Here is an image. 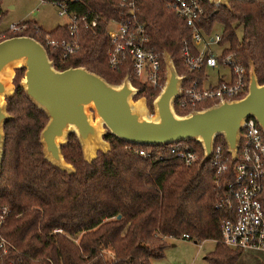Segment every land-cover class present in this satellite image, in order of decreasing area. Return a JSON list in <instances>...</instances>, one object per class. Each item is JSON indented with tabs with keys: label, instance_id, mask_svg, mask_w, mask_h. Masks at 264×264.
<instances>
[{
	"label": "trees",
	"instance_id": "trees-1",
	"mask_svg": "<svg viewBox=\"0 0 264 264\" xmlns=\"http://www.w3.org/2000/svg\"><path fill=\"white\" fill-rule=\"evenodd\" d=\"M198 1L202 32L209 35L214 25L220 27V56L232 54L244 68L246 83L250 61L257 83H263V0H229L228 7ZM67 8L78 13L95 11L100 19L95 29L77 26L73 37L77 49L63 63L58 60L59 50L45 44L44 35L69 40L65 23L45 31L33 20H24L21 31L4 32L0 40L17 35L36 40L57 70L84 67L107 83H118L127 75L137 89L132 98L144 96L150 107L157 89L140 83L127 60L115 70L106 62V22L118 16L115 0H83ZM134 13L145 30V47L159 59L160 82L164 78L161 54L166 51L177 74L184 77L181 89L192 80L201 84L203 69L188 71L183 64L182 41L190 44L184 21L161 0H134ZM22 72L23 68L15 69L13 94L5 99L10 117L2 124L0 209L6 207L7 213L0 224V264H151L163 256L165 238L195 244L213 241L203 259L209 264L236 263L241 250L229 249L219 241V223L230 214L214 207L221 192L214 188L208 161L200 163L202 150L197 141H179L197 155L186 167L165 146L132 144L105 133L102 138L109 149L97 151L86 162L75 136L69 134L60 145L64 161L74 168L67 174L42 156L38 134L47 118L18 86ZM176 103L177 98L172 103L176 114L189 111ZM216 145L226 154L220 135L214 137ZM137 149L152 151L153 158L140 157ZM159 154L162 159L156 160Z\"/></svg>",
	"mask_w": 264,
	"mask_h": 264
},
{
	"label": "water",
	"instance_id": "water-1",
	"mask_svg": "<svg viewBox=\"0 0 264 264\" xmlns=\"http://www.w3.org/2000/svg\"><path fill=\"white\" fill-rule=\"evenodd\" d=\"M206 1L228 7L229 0ZM161 60L164 79L151 99L150 113L144 97L132 99L137 89L131 86L127 75L119 83L110 84L84 67L57 70L36 40L23 35L0 40V158L2 124L10 117L5 110V99L13 94L12 69L20 67L23 74L18 86L47 118L38 134L42 156L67 174L73 173L74 168L64 161L60 145L66 143L69 134L75 136L86 162L95 158L97 151L105 153L109 149L108 142L102 138L105 133L138 145L197 141L202 150L200 163L209 158L217 135L223 138L226 152L233 159L238 130L246 117L255 119L264 136V82L257 83L250 61L242 97L178 115L172 103L180 96L179 86L184 77L177 74L166 51L162 52Z\"/></svg>",
	"mask_w": 264,
	"mask_h": 264
},
{
	"label": "built area",
	"instance_id": "built-area-1",
	"mask_svg": "<svg viewBox=\"0 0 264 264\" xmlns=\"http://www.w3.org/2000/svg\"><path fill=\"white\" fill-rule=\"evenodd\" d=\"M82 1L51 2L57 8L58 16L67 18L65 25L71 37L69 40H55L47 34L44 35L45 44L51 49L59 50L60 63L77 49V43L73 38L77 26L95 29L100 19L95 11L78 13L68 10V4L82 3ZM161 1L184 21L189 30L190 44L182 41L181 48L186 69L197 71L221 66L228 70L227 80L214 85L203 86L202 82L198 84L197 81L192 80L182 89L179 86L180 96L177 97V107L188 108L189 111L197 110L222 100L230 101L242 97L247 85L244 68L234 60L232 54L222 57L219 51L215 54L210 49L211 45H217L220 33H214L211 29L209 35H205L200 29L198 24L202 16L200 2L198 0ZM115 7L118 16L106 22L105 30L107 38L105 56L108 67L115 70L122 61L127 60L131 66V74L140 83L152 90L157 89L158 92L163 82H160V62L158 57L145 47V30L135 17L134 0H115ZM1 16L0 9V18ZM23 27L21 23L8 24L4 29H0V39L4 36V32L16 33ZM197 106L200 108H195ZM163 146L186 167L197 159L193 149L186 144L172 142ZM135 152L144 159L153 158V152L150 150L137 149ZM161 159L162 154L157 155L156 160ZM207 161L209 169L215 176L214 188L221 192L214 207L226 209L230 214L219 223L220 243L229 249L264 251V136L255 119L246 117L242 121L233 159L228 152L223 153L219 145H212ZM6 213V207H2L0 224ZM2 243L3 240L0 239V247Z\"/></svg>",
	"mask_w": 264,
	"mask_h": 264
},
{
	"label": "rangeland",
	"instance_id": "rangeland-1",
	"mask_svg": "<svg viewBox=\"0 0 264 264\" xmlns=\"http://www.w3.org/2000/svg\"><path fill=\"white\" fill-rule=\"evenodd\" d=\"M0 9L2 12L0 29H4L11 23L17 24L24 20H33L42 30L50 31L55 26L62 25L67 21L66 17L58 16L57 8L55 6L49 2H40L39 0H0ZM212 29L214 33L220 32V27L218 25H214ZM210 49L215 52V54L219 51L217 45H211ZM225 55L227 54L221 56L223 57ZM15 69L17 68L12 69V77L10 79V84L13 87L12 89H14L12 80L15 74ZM218 70L226 73V68L221 67ZM215 74L214 69L209 71L210 76H214ZM131 86L133 85L131 84ZM133 87L136 88L135 86ZM144 100L148 111L151 113V107L148 106L145 98ZM165 242L166 246L163 249V256L160 259L151 260V264H209L203 258L205 254L212 249L213 241H205L195 244L189 240L181 238H165Z\"/></svg>",
	"mask_w": 264,
	"mask_h": 264
},
{
	"label": "crops",
	"instance_id": "crops-1",
	"mask_svg": "<svg viewBox=\"0 0 264 264\" xmlns=\"http://www.w3.org/2000/svg\"><path fill=\"white\" fill-rule=\"evenodd\" d=\"M219 68H221V66L207 67L203 69V74H204V79L202 81L203 86H210L220 81L227 80L228 70L226 69V73L223 71L220 72L218 70ZM212 69H214L216 73L214 76L209 75V71ZM206 241H209V240H206ZM236 264H264V251L252 250V249L242 250L240 253V256L237 259Z\"/></svg>",
	"mask_w": 264,
	"mask_h": 264
}]
</instances>
